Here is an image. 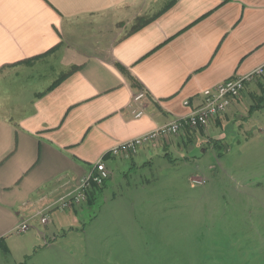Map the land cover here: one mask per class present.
<instances>
[{
    "label": "crops",
    "instance_id": "crops-1",
    "mask_svg": "<svg viewBox=\"0 0 264 264\" xmlns=\"http://www.w3.org/2000/svg\"><path fill=\"white\" fill-rule=\"evenodd\" d=\"M53 65L62 73L50 84L26 85ZM262 66L264 0H0V72L13 74L0 81V251L25 235L23 223L48 237L39 213L59 208L115 146ZM179 142L168 137L106 164L150 162L180 151Z\"/></svg>",
    "mask_w": 264,
    "mask_h": 264
},
{
    "label": "rangeland",
    "instance_id": "rangeland-1",
    "mask_svg": "<svg viewBox=\"0 0 264 264\" xmlns=\"http://www.w3.org/2000/svg\"><path fill=\"white\" fill-rule=\"evenodd\" d=\"M53 66L26 85L50 84L62 73ZM3 72L0 81L13 75ZM237 102L181 134L180 151L110 164L101 190L68 209L59 203L49 236L17 238L0 264H264V75Z\"/></svg>",
    "mask_w": 264,
    "mask_h": 264
},
{
    "label": "built area",
    "instance_id": "built-area-1",
    "mask_svg": "<svg viewBox=\"0 0 264 264\" xmlns=\"http://www.w3.org/2000/svg\"><path fill=\"white\" fill-rule=\"evenodd\" d=\"M263 75L264 66L249 75L234 77L216 87L206 89L202 93L200 104L193 107L188 115L178 118L151 133L115 146L104 158L94 164L82 180L79 188L61 200V207L68 209L81 204L86 201L87 195L93 190L94 186L101 187L111 178L112 173L106 164V158L126 159L128 156L136 154L143 147L156 144L162 139L179 136L188 130H199L208 127L213 120L227 113L232 102L242 95L248 83H252L256 78ZM145 97V92L140 91L134 102L139 106L143 105ZM185 105L189 106L190 102H186ZM143 115L144 109L135 112L136 119L141 118ZM39 220L42 226L49 225L51 221L50 214L45 211L39 213ZM32 228L31 224L23 223L19 225L17 232L27 234Z\"/></svg>",
    "mask_w": 264,
    "mask_h": 264
},
{
    "label": "trees",
    "instance_id": "trees-1",
    "mask_svg": "<svg viewBox=\"0 0 264 264\" xmlns=\"http://www.w3.org/2000/svg\"><path fill=\"white\" fill-rule=\"evenodd\" d=\"M118 67H119V69H120L121 71L126 72V70H125L122 66L118 65ZM75 69H76V68H75ZM65 77H66V75L63 76L61 79H59V81L56 82L54 85H52V86L50 87V89H53L54 87H56V86L59 84V82H60L61 80H63ZM261 101H262V100H259V104H260ZM257 107H260V106H257ZM257 107L251 106V108H250V113L253 114V112H256V111H257ZM103 186H104V185H103ZM93 190H95V191L101 190V187L94 186V187H93Z\"/></svg>",
    "mask_w": 264,
    "mask_h": 264
}]
</instances>
